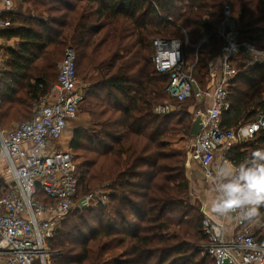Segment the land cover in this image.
<instances>
[{"label": "trees", "instance_id": "16d2710c", "mask_svg": "<svg viewBox=\"0 0 264 264\" xmlns=\"http://www.w3.org/2000/svg\"><path fill=\"white\" fill-rule=\"evenodd\" d=\"M29 2L46 18L14 12L11 28L1 33L17 42L7 49L0 79V128L33 117L30 102L49 94L58 79L51 71L73 47L77 77L80 73L91 84L79 109L93 125L76 128L70 144L79 161L76 199L98 188L110 191L107 206L77 209L62 222L50 242L56 250L52 264H99L114 250L120 251L114 264H214L202 248L203 214L190 201L186 169L170 165L175 156L166 141L181 133L192 136L194 114L154 112L156 103L169 98L171 76L155 69L153 40L179 38L183 28L207 36L198 73L205 86L208 60L223 44L216 28L224 7L230 5L238 20L239 39L264 50V0ZM229 91L225 128L264 114V100L258 101L264 94V62L240 64ZM256 149H264V129L225 157L238 165Z\"/></svg>", "mask_w": 264, "mask_h": 264}, {"label": "built area", "instance_id": "2783aa9c", "mask_svg": "<svg viewBox=\"0 0 264 264\" xmlns=\"http://www.w3.org/2000/svg\"><path fill=\"white\" fill-rule=\"evenodd\" d=\"M15 0H0V79L7 70L6 50L9 42L1 33L9 30ZM216 32L223 38L218 66L208 63V86L204 87L195 73L200 47L208 37L196 44L194 61H188L185 38L153 40V64L159 73H170L167 91L172 103L158 104L154 112L168 114L177 111L175 104L193 98L203 105V128L200 135L192 136V156L197 159L208 179L215 175L214 163L221 153L224 163L226 152L237 145L253 140L264 129V114L253 122L239 123L225 128L223 112L230 108L229 88L238 75V66L245 68L264 62V50L239 39L238 20L232 8L226 5ZM77 53L68 47L64 60L58 66V79L49 94L39 101L33 117L10 129L0 128V264H52L50 242L62 222L76 209L107 206L110 191L98 188L77 200L79 161L69 143L62 137L70 124L77 120L88 86L81 83L76 73ZM207 100L211 104L204 106ZM249 158H246V160ZM214 187V185H213ZM47 198H41V195ZM83 201L85 208L79 204ZM259 217L244 219L243 211L236 210L223 216L222 221L212 218L205 204L202 232L204 253L214 264H264V211ZM234 220L231 235L227 234L224 219Z\"/></svg>", "mask_w": 264, "mask_h": 264}, {"label": "rangeland", "instance_id": "374dc122", "mask_svg": "<svg viewBox=\"0 0 264 264\" xmlns=\"http://www.w3.org/2000/svg\"><path fill=\"white\" fill-rule=\"evenodd\" d=\"M15 7H16V10L19 11L18 14H22L24 16H34V17H38V18H40V17L41 18H46V15L41 16L40 13H38V12H36L34 10L33 4L31 2H29V0H15ZM218 27H219V25L217 26L216 29H218ZM184 33H187V35H188V38H187L188 39V45L185 46V52H187L186 53V55H187L186 57L188 58V61H192V60L194 61L195 53H196V51H195L196 50V44L199 41H201V39L204 38L205 36H201V34H200V32H199V30L197 28H191V29L183 28L182 31H181V37H179V38H182V39L185 38L186 36H185ZM16 42H17V40L11 39L5 45L6 46H10V47L16 46ZM200 49H201V51L197 53L198 56L200 55V53L204 52L206 49L208 50V41L204 42L202 44V46L200 47ZM6 54H8L7 50H6ZM211 61H213L214 65L218 66L220 64L219 55L216 54L215 56L211 57L208 60V63L211 62ZM61 62H62V60L57 62V71H55V72L51 71L52 79H55L54 78L55 75H56V78H57L58 66H59V64ZM7 64H8V62H7ZM207 67H208L207 68L208 71H207V75L205 76V79L208 78V73H209V66H207ZM199 69H200V67H199V62H198V66H196L195 73H196V76L198 77V79L200 80L199 75H198ZM94 73H97V72H94ZM97 75L98 74H96L95 76H93V77H91L89 79L91 81H93L94 79L97 78ZM79 80H80L81 83L87 85L88 89H89L90 81L83 79L80 73H79ZM167 93H168V91H167ZM21 95H22V93H20V96ZM259 100H264V94L261 96V98L258 99V101ZM173 101H175V100L171 99V98H167V99H165L162 102L156 103L153 106V110L158 104L172 103ZM38 103H39V100L30 102V104H31L30 105V107H31L30 108V112L32 113V115H33V112L35 111ZM174 107H176L177 111H175V112H177V113L182 111V110H186V109L191 110V109H193L192 112L194 114V119H195V113L197 112V110H203V106H201L195 100H187V101H185L183 103H176ZM80 115L81 116L83 115L82 111H80ZM81 118L83 119L84 116L79 117V119H81ZM23 121H25V120H13V121H10L9 124L6 125L4 128L5 129H10V128L14 127L15 125H17V124H19V123H21ZM72 125L73 124L71 123L69 128H68L67 133H65L66 135L64 134L62 139L64 138V136H67V138L70 137L71 139L73 138L74 129L76 127H78V126H77V122L74 124V126H72ZM78 125H80V121H79ZM67 134H69V135H67ZM167 138H169V139L166 140L168 142V152H170L172 155L175 156V157H173V160H172L173 162L170 163V165L171 166L179 165L180 167L181 166L185 167V169H186L185 170V174H186V176L188 178V182H189V198H190V201L192 203V206L197 207V208L200 209V206L202 205V203H200L201 201H199V199H197V202H195L194 198L198 197V195L203 194L205 191H207L209 189L211 190L210 186H212V185H211V180L208 179L206 174H205V170L200 165H198L197 162L192 163L193 161L192 160L190 161L192 150L194 148L193 137L192 136H187V135L181 133V134H176V135L169 136ZM63 141H67V140L63 139ZM79 158L82 159L80 157V155H79ZM222 158H223V156H220L218 158L219 159L218 163H220L222 161ZM186 161H188V162L190 161L191 162V166L192 165L195 166V168H192V171H195V172H192V171L190 172L189 171L190 172V174H189L188 167H186ZM188 174H189V177H188ZM76 210L71 212V214L74 213ZM50 248H51V251L53 253L52 254V256H53L56 253V250L54 248H52L51 245H50ZM119 253H120L119 250H114V251L108 252L103 257V259L100 261L99 264H114L115 260L118 259Z\"/></svg>", "mask_w": 264, "mask_h": 264}, {"label": "clouds", "instance_id": "9594fccd", "mask_svg": "<svg viewBox=\"0 0 264 264\" xmlns=\"http://www.w3.org/2000/svg\"><path fill=\"white\" fill-rule=\"evenodd\" d=\"M212 183L213 213L226 216L244 210V219L259 217V210L264 207V149H256L238 165L226 162L216 170Z\"/></svg>", "mask_w": 264, "mask_h": 264}, {"label": "crops", "instance_id": "0c3cea01", "mask_svg": "<svg viewBox=\"0 0 264 264\" xmlns=\"http://www.w3.org/2000/svg\"><path fill=\"white\" fill-rule=\"evenodd\" d=\"M14 11L15 12H19V11H17L16 10V7H15V9H14ZM91 85V84H90ZM208 86V80H206L205 81V86L204 87H207ZM211 104V101L210 100H207V102H205V104H204V106H208V105H210ZM201 106H203V105H201ZM193 109H191L190 111H192ZM82 116H84V118L82 119H79V117H82ZM80 115L79 114V116H78V118H77V120H75L74 122H72V126H74V124L77 122V126L78 127H76V128H79V127H81V128H85V129H89V128H92V123H91V120H90V118H89V116H87L86 114H83V115ZM79 121H80V125H78V123H79ZM75 128V129H76ZM74 129V130H75ZM68 131V130H67ZM67 131H66V133H67ZM66 135V134H65ZM67 135H69V134H67ZM63 139H65V140H67V141H63ZM62 139V142H63V145H66V144H68L69 143V145L71 144V141H72V139L70 138V137H68L67 138V136H64V138ZM65 142V143H64ZM220 156H222V154L221 153H219L217 156H216V160H215V163H214V168H215V170H217L219 167H221V166H223L225 163H224V159L222 158V161L220 162V163H218L219 162V157ZM189 160V159H188ZM193 161L192 163H195V162H197L198 163V165H200L201 166V164H200V162L197 160V159H195L193 156H192V154H191V159H190V161ZM188 162V161H186V167H188V172L190 171H192V168H195V166L194 165H192L191 166V162ZM228 162H230L229 160H228ZM230 163H232V162H230ZM233 164V163H232ZM202 167V166H201ZM203 168V167H202ZM190 172H189V174H190ZM192 172H195V171H192ZM189 174H188V177H189ZM212 185V184H211ZM210 188H211V190L209 189V190H207V191H205L203 194H201V195H198V197H195L194 198V201L195 202H197V199H199V201H201L200 203H202V204H205V206H206V209H207V212H208V214L212 217V218H214L215 220H217L218 222L219 221H222L223 220V216H220V215H218V214H215V213H213L212 211H211V202H212V200L214 199V196H215V193H214V187H213V185L212 186H210ZM224 222H225V225H226V228H227V234L228 235H231L232 234V231H233V223H234V220L232 219V218H230V217H227L226 219H224Z\"/></svg>", "mask_w": 264, "mask_h": 264}, {"label": "water", "instance_id": "95a60500", "mask_svg": "<svg viewBox=\"0 0 264 264\" xmlns=\"http://www.w3.org/2000/svg\"><path fill=\"white\" fill-rule=\"evenodd\" d=\"M203 128V114H198L196 118L194 119L192 126H191V135L197 136L200 135ZM84 200L80 201L79 204L82 208H85V205L83 203Z\"/></svg>", "mask_w": 264, "mask_h": 264}]
</instances>
